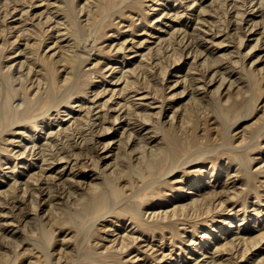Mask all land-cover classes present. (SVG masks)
I'll return each instance as SVG.
<instances>
[{
    "label": "rangeland",
    "instance_id": "obj_1",
    "mask_svg": "<svg viewBox=\"0 0 264 264\" xmlns=\"http://www.w3.org/2000/svg\"><path fill=\"white\" fill-rule=\"evenodd\" d=\"M74 53L83 57L76 73L66 59ZM68 69L71 103L0 130V255L9 264H264V0H0V110L20 111L49 73L63 85ZM129 79L140 88L124 86ZM129 108L137 115L126 117ZM106 111L119 119L102 123ZM154 141L179 150L166 174L144 168ZM30 182L37 203L35 189L21 198ZM108 182L119 195L98 217L88 196Z\"/></svg>",
    "mask_w": 264,
    "mask_h": 264
},
{
    "label": "bare ground",
    "instance_id": "obj_2",
    "mask_svg": "<svg viewBox=\"0 0 264 264\" xmlns=\"http://www.w3.org/2000/svg\"><path fill=\"white\" fill-rule=\"evenodd\" d=\"M67 1V0H66ZM124 1H126V0H124ZM253 1V0H252ZM126 3V2H125ZM78 21H80L79 19H77ZM100 20V18L98 19V21ZM81 22V21H80ZM96 22H97V20H96ZM79 23V22H78ZM77 23V24H78ZM82 24V23H81ZM79 25H80V23H79ZM96 25H94V27H95ZM91 29V27L89 28V30ZM83 30V29H82ZM59 31V30H58ZM61 31V30H60ZM84 31V30H83ZM80 32V31H79ZM85 32V31H84ZM92 32V31H91ZM81 33V32H80ZM83 33V32H82ZM96 33V32H95ZM64 34V33H63ZM85 34V33H84ZM91 34V33H90ZM66 35V34H65ZM85 36V35H84ZM184 36V38H185V36L186 35H183ZM182 36V37H183ZM194 37V36H193ZM196 37V36H195ZM194 37V38H195ZM87 38V37H86ZM198 38H200V37H198ZM77 39V38H76ZM189 39H191V37L189 38ZM184 40V39H183ZM192 40V39H191ZM195 40V39H194ZM193 40V41H194ZM198 40V39H197ZM242 41H243V39H241ZM181 42L183 43V41L181 40ZM190 43V40L189 41H187V43ZM199 42V41H198ZM198 42H196V43H198ZM75 43V42H74ZM195 43V44H196ZM199 44V43H198ZM200 44H201V42H200ZM188 45H190L191 46V43L190 44H188ZM70 46V45H69ZM71 47H73V46H71ZM77 47V46H76ZM194 47V46H193ZM196 47V46H195ZM194 47V48H195ZM85 48V47H84ZM199 48V47H198ZM198 48H196L198 51H199V49ZM67 50H70V49H67ZM66 50V51H67ZM75 50V49H74ZM85 50V49H84ZM84 50H80V52L81 51H84ZM87 50H88V48H87ZM197 50H195V51H197ZM71 51H73V50H71ZM70 51V52H71ZM75 52V51H74ZM201 52V51H200ZM83 54H85V53H83L82 52V56H83ZM198 54V53H197ZM81 55L79 56L77 53H74V54H71V55H66V59L68 60V62H70L71 64H72V69H73V71H74V73H76L77 71H78V69H77V66L79 65V64H81L80 62L82 61V60H80V58H83V57H81ZM201 55V54H200ZM64 57V56H63ZM64 59V58H63ZM63 61V60H62ZM67 61H65V63H66ZM35 63V62H34ZM34 63H31V64H33L34 65ZM64 63V62H63ZM30 64V65H31ZM29 65V66H30ZM61 65V64H60ZM23 66H24V64H23ZM46 66V65H45ZM151 66H153V65H151ZM26 67H27V65H26ZM36 67V66H35ZM33 68H34V66H33ZM32 68V66H30V72H31V70L33 69ZM66 68V67H65ZM64 68V69H65ZM81 68V67H80ZM150 68V67H149ZM28 69V68H27ZM67 70V69H66ZM151 70H152V67H151ZM227 70V69H226ZM18 71V70H17ZM19 71H22V69L21 70H19ZM35 71V70H34ZM37 71V70H36ZM68 71H70L69 69H68ZM216 71H218V70H216ZM230 71V70H229ZM53 72V71H52ZM71 72V71H70ZM132 72H135L134 70H132ZM24 73H26V72H23L22 73V75L24 74ZM37 73V72H36ZM69 73V72H68ZM73 72H71V76H66L65 77V79H64V83H63V85H56L55 84V82L53 81V78H51V75H50V73H49V76H47L45 79H46V81H45V83H46V88H45V90H44V92H42V91H40L37 95H36V97H34L33 99H26V100H24V101H22L21 102V105H23V109H21L20 111H18V110H15V109H13L12 107H11V105H8V106H5V105H3V107H1V109L2 110H0V130L2 129V127L3 126H5V125H7V127H8V124H9V126H13L14 125V123H19V122H22V121H25V120H29V119H32V120H35L36 119V114H34V115H32L35 111H38V110H43V109H47L48 111H50L49 109H51L52 107H59V105H61L62 103H64V102H72V100H71V98H72V95L74 94L73 92H72V88L74 87V85L70 82V81H72L73 80V74H72ZM130 73H131V71H130ZM129 73V74H130ZM136 73V72H135ZM145 73V72H144ZM34 74V73H33ZM67 74V73H66ZM138 74L140 75V73H139V71H138ZM214 74H215V72H214ZM15 76H16V74H14ZM26 75V74H25ZM35 75V74H34ZM133 75V74H132ZM142 75H143V73H142ZM145 75V74H144ZM143 75V76H144ZM2 76V75H1ZM0 76V77H1ZM128 76V75H127ZM131 76V75H130ZM137 76V75H136ZM136 76H134V78L135 79H137L136 78ZM145 76H147V74L145 75ZM19 77H21V75H19ZM38 77V76H37ZM75 77H76V75H75ZM75 77H74V79H75ZM131 77H133V76H131ZM138 77V76H137ZM226 77V76H225ZM16 78H17V76H16ZM25 78V77H24ZM72 78V79H71ZM129 78V77H128ZM223 79H225L224 78V76L222 77ZM0 79H2V77L0 78ZM20 79V78H19ZM127 79V78H126ZM130 79H133V78H130ZM130 79L129 80H124V82H127V83H124V86H125V84H127V85H131V86H129V87H131V88H133L134 86H136L137 87V85L139 84H137L136 85V81L135 80H131L130 81ZM197 79V78H196ZM36 80V79H35ZM40 80H41V78H40ZM195 80V79H194ZM32 81V80H31ZM75 81V80H74ZM129 81V82H128ZM210 81H211V79H210ZM33 82H34V80H33ZM42 82H43V80H42ZM61 82V81H60ZM73 82V81H72ZM14 83V82H13ZM39 83V82H38ZM133 83H134V86H133ZM44 83H42V85H43ZM204 84V83H203ZM202 84V85H203ZM222 84V83H221ZM38 85V84H37ZM41 85V84H40ZM201 85V86H202ZM205 85V84H204ZM4 86H6V85H4ZM204 87V86H203ZM121 88H124V87H121ZM125 88H127V86L125 87ZM137 88H140L139 86L137 87ZM120 89V88H119ZM130 89V88H129ZM128 89V90H129ZM121 90V89H120ZM126 90V89H125ZM125 90H123L124 92H125ZM138 91V90H137ZM5 92V91H4ZM123 92V93H124ZM120 94V93H119ZM127 94V93H126ZM147 94H148V92H147ZM146 94V95H147ZM121 95H122V93H121ZM128 95V94H127ZM146 95H143V96H146ZM131 96V95H130ZM129 96V97H130ZM1 97V96H0ZM27 97V96H26ZM121 97H123V96H121ZM141 97V96H140ZM139 97V98H140ZM21 98V97H20ZM74 98V97H73ZM123 98H125V97H123ZM135 99V98H134ZM22 100V99H21ZM76 100V99H75ZM122 100V99H121ZM121 100H120V104H121ZM125 100V99H124ZM77 101H78V99H77ZM16 102V101H15ZM70 102V103H71ZM14 103V102H13ZM12 103V104H13ZM118 103V104H119ZM131 104H133V103H131V100L129 101H127L126 102V100H125V103L124 104H122V106H127V108L131 105ZM69 106V105H68ZM132 106V105H131ZM134 106V105H133ZM149 106V105H148ZM135 107V106H134ZM133 107V108H134ZM68 108V107H67ZM88 108H90V106L88 107ZM125 108V107H124ZM115 109V108H114ZM117 109V108H116ZM119 109V108H118ZM123 109V108H122ZM126 109V108H125ZM137 109V108H136ZM164 109V108H163ZM90 109H88V111H87V113L89 112H91V111H89ZM138 110V109H137ZM120 111V110H119ZM129 111H130V108H129ZM125 112L127 115H126V117L129 115V116H131V115H137L136 114V111H135V114H134V111L132 112V111H130V112ZM139 111H140V108H139ZM143 111V110H142ZM141 111V112H142ZM146 111V110H145ZM144 111V112H145ZM149 111H147V112H145V113H148ZM157 112V111H156ZM156 112H153V113H156ZM45 113V112H44ZM88 113V114H89ZM106 113H108L107 111H106ZM103 114L102 116H100L101 117V122L102 123H104V122H106V121H108L109 123H114V121H116V120H118L119 119V115H118V113H117V111H116V115L115 116H113L112 114L113 113H110V115H112L113 117H111L112 118V120L110 119V118H108V116H106L107 114ZM140 112H138V114H139ZM152 113V112H151ZM158 114V113H157ZM43 115V114H42ZM42 115H40V116H42ZM101 115V114H100ZM108 115H109V113H108ZM109 115V116H110ZM124 115V114H123ZM141 115V114H140ZM145 116L146 115V118L147 119H150L152 116H150V114H149V117H148V114H142L141 116H138L139 118L141 117L142 118V116ZM89 116H91V115H89ZM104 116H106V117H104ZM122 116V115H121ZM125 116V115H124ZM123 116V117H124ZM43 117H44V115H43ZM60 117V116H59ZM99 117V118H100ZM174 117H175V115H174ZM41 118V117H40ZM46 118V117H45ZM131 118V117H130ZM136 118V117H135ZM140 118V119H141ZM145 117H143L142 119H144ZM127 119H129V118H127ZM134 119V118H133ZM77 120V119H76ZM92 120V119H91ZM137 120V119H136ZM130 121V120H129ZM138 122H139V120H137ZM144 121V120H143ZM146 121V120H145ZM35 122H36V120H35ZM77 122V121H76ZM80 122V121H79ZM90 122H94V120L93 121H90ZM100 122V123H101ZM128 122V121H127ZM127 122H125V123H127ZM131 122V121H130ZM134 122V121H133ZM85 123V122H84ZM95 123V122H94ZM129 123V122H128ZM77 124H78V122H77ZM80 124H83V123H79V125ZM88 124H89V122H88ZM124 124V123H123ZM133 124V123H132ZM142 124V123H141ZM141 124H139V125H141ZM29 125V124H28ZM41 125V124H40ZM44 125V124H43ZM42 125V126H43ZM92 125V124H91ZM95 125H96V123H95ZM111 125V124H110ZM134 125V124H133ZM147 125V124H146ZM109 126V125H108ZM107 126V127H108ZM112 126V125H111ZM114 126V125H113ZM128 126H130V125H128ZM128 126H126L127 127V129H129L128 128ZM143 126H145V125H143ZM142 126V127H143ZM148 126V125H147ZM77 127V126H76ZM83 127V126H82ZM93 127V126H92ZM103 127V126H102ZM137 127H139V126H137ZM136 127V128H137ZM9 128V127H8ZM71 128V127H70ZM79 128V127H78ZM77 128V129H78ZM81 128V127H80ZM104 128V127H103ZM108 128H110V129H112L111 127H108ZM140 128H141V126H140ZM148 128V127H147ZM12 129V128H11ZM34 129H36V130H39V129H41V127L39 126V125H36L35 126V128ZM109 129V130H110ZM135 129V128H134ZM143 129V128H142ZM148 129H150V127L148 128ZM3 130V129H2ZM36 130H35V132H36ZM69 130V129H68ZM79 130V129H78ZM81 130V129H80ZM79 130V131H80ZM108 130V129H107ZM141 130V129H140ZM103 131H105L104 129H103ZM133 131H135V130H131L130 131V133H129V138L132 136V133H133ZM136 131H137V129H136ZM21 132V131H20ZM60 132V131H59ZM78 132V131H77ZM82 132V131H81ZM101 132V131H100ZM123 132H124V130L122 131V134H123ZM79 133V132H78ZM126 133V132H125ZM127 133H128V131H127ZM136 133V132H135ZM134 133V134H135ZM152 133V132H151ZM1 134V133H0ZM57 134H58V132H57ZM73 134V132L70 134V136ZM141 134V133H140ZM139 134V135H140ZM150 134V133H149ZM149 134H148V136H149ZM61 135H62V133H61ZM69 135V134H68ZM78 135V134H77ZM128 135V134H127ZM138 135V136H139ZM142 135V134H141ZM155 135V134H154ZM224 135V134H223ZM66 137H67V132H66V135H65ZM64 136V137H65ZM69 136V137H70ZM147 136V135H146ZM84 137V136H83ZM87 137H90V135L89 136H87ZM86 137V138H87ZM93 137V136H92ZM133 137V139H134V136H132ZM140 137V136H139ZM150 137V136H149ZM153 137V136H152ZM60 138V137H59ZM59 138H57V139H59ZM97 138V137H96ZM128 137H127V142H129L128 141V139H129ZM142 138V140H143V138H144V136H142L141 137ZM154 138H155V136H154ZM62 139V138H61ZM70 139V138H69ZM83 139V138H82ZM89 139V138H88ZM90 139H92L91 137H90ZM125 140H126V138H124ZM131 139V138H130ZM140 139V138H139ZM151 139V137L149 138V140ZM165 139V138H164ZM221 139H223V138H221ZM65 140V139H64ZM85 140V139H84ZM142 140H140V141H142ZM144 140H146V139H144ZM60 141V140H59ZM73 141V140H72ZM94 141H95V139H94ZM93 141V142H94ZM98 141V140H97ZM140 141H138L139 143H140ZM158 141H159V144H160V140L158 139ZM56 142H57V140H56ZM75 142H76V140H75ZM79 142V141H78ZM84 143H85V141H83ZM89 142H91V141H89ZM123 142V141H122ZM127 142H126V144H127ZM147 142H149L148 140H147ZM74 143V142H73ZM72 143V144H73ZM80 143V142H79ZM86 143H87V145H88V140L86 141ZM121 143V142H120ZM143 143V142H142ZM141 143V144H142ZM144 143H145V141H144ZM143 143V144H144ZM154 143H157V142H155L154 141ZM153 143V144H154ZM54 144H55V142H54ZM67 144H69V143H67ZM82 144V146H83V143H81ZM96 144V143H95ZM106 144V143H105ZM108 144V143H107ZM110 144V143H109ZM125 143H123L122 144V146L124 145ZM129 144H130V142H129ZM136 144V143H135ZM140 144V147L142 146L143 147V145H141ZM147 144V143H146ZM146 144H144L145 146H146ZM153 144H151V145H153ZM158 143L156 144V145H158V147L156 148V150L155 149H153V150H155V153H151L150 155H153V156H155L154 158H152V157H149L148 159H147V161H146V163L144 164V168L145 169H148V170H152V169H156L157 168V170H156V172H161L162 174L164 173V174H166L167 172H169L172 168L171 167H174V166H178V163H179V160H181V158L179 157V153H178V151L179 150H177V149H171V150H169V148L167 147V146H163V145H159ZM58 145V144H57ZM64 145V144H63ZM70 145V144H69ZM77 145H78V143H77ZM86 145V146H87ZM120 145V144H119ZM51 146H53V144L51 145ZM50 146V147H51ZM61 146H62V144H61ZM67 146V145H66ZM108 146V145H107ZM118 146V145H117ZM116 146V147H117ZM121 146V145H120ZM119 146V147H120ZM128 146V145H127ZM126 146V147H127ZM136 147L138 146V144L137 145H135ZM134 146V151H135V149H136V147ZM155 146V145H154ZM154 146H149V148L148 149H151V152L153 151L152 150V148H155ZM44 147V146H43ZM49 147V146H48ZM47 147V148H48ZM54 147V146H53ZM53 147H51V148H53ZM60 147V146H59ZM70 147V146H69ZM71 147H72V145H71ZM88 147V146H87ZM89 147H91V144H90V146ZM118 147V148H119ZM129 147V146H128ZM147 147V146H146ZM151 147V148H150ZM61 148V147H60ZM64 148V147H63ZM62 148V149H63ZM67 148H68V146H67ZM72 148H75L74 146L72 147ZM71 148V149H72ZM80 148H82L81 146H80ZM79 148V151L81 150ZM83 148H85V147H83ZM93 147H91V149H92ZM122 148V147H121ZM124 148V147H123ZM44 149V148H43ZM42 149V150H43ZM61 149V150H62ZM70 148H69V150H71ZM90 149V148H89ZM142 149V148H141ZM41 149H40V151H42ZM46 150H48V149H46ZM45 149L43 150V151H46ZM50 150V149H49ZM56 150L58 151V149H57V147H56ZM114 150V149H113ZM119 150H121V149H119ZM118 149H117V151H119ZM124 150V149H123ZM139 150H140V148H139ZM143 151H146L145 150V148H143L142 149ZM231 150V149H230ZM64 151H66L65 149H64ZM85 151H87V149L85 150ZM129 151V150H128ZM142 151V153L143 154H141L142 156H140V157H142L143 158V156H144V153L145 152H143ZM241 151V150H240ZM23 152V151H22ZM49 152H51V150L49 151ZM69 151L67 150V153H68ZM72 152V151H71ZM70 152V153H71ZM76 151H73V154L75 153ZM81 152V151H80ZM79 152V153H80ZM82 152H84V151H82ZM89 152V151H88ZM120 152V151H119ZM148 152V151H147ZM147 152H146V154H147ZM154 152V151H153ZM47 153H48V151H47ZM57 153V152H56ZM59 153H60V150H59ZM62 153V152H61ZM77 154H78V151L76 152ZM121 153H123L122 151H121ZM24 154V153H23ZM22 154V155H23ZM38 154V153H37ZM58 154V153H57ZM65 154V153H64ZM64 154H62V155H58V157L59 158H63V157H65V155ZM76 154V157L77 158H80V157H78L79 155H77ZM82 154V153H81ZM145 154V155H146ZM149 154V153H148ZM147 154V155H148ZM31 155V154H30ZM55 155V154H54ZM68 155V154H67ZM66 155V156H67ZM70 155V154H69ZM120 155H122V154H120ZM124 155V154H123ZM122 155V156H123ZM43 156H46V153H43ZM235 156V155H234ZM48 157V156H47ZM57 157V158H58ZM68 157V156H67ZM67 157H65L64 159H66ZM70 157V156H69ZM139 157V158H140ZM184 157H186V156H184ZM240 157L242 158V155L240 154ZM44 158V157H43ZM76 158V159H77ZM124 158V157H123ZM127 158H129V157H127ZM176 158V159H175ZM237 158V157H236ZM46 159V157L43 159V161ZM53 159V158H52ZM68 159V158H67ZM75 159V160H76ZM49 160V159H48ZM61 160V159H60ZM140 160V159H139ZM190 160V159H189ZM239 160V159H238ZM17 162V161H16ZM32 162V161H31ZM44 162H46V160L44 161ZM48 162V161H47ZM118 162H120V161H118ZM122 162V161H121ZM125 162V161H124ZM124 162H122V164L124 163ZM140 162H143V161H140ZM41 163V162H40ZM135 163V162H134ZM137 163V162H136ZM139 163V162H138ZM240 163V162H239ZM21 164V163H20ZM30 164V163H29ZM67 164V163H66ZM118 164H121V163H118ZM241 164V166H242V163H240ZM73 165V164H72ZM124 165V164H123ZM23 166V165H22ZM49 166V165H48ZM122 166V165H121ZM127 165H125V167H126ZM244 166V165H243ZM21 167V166H20ZM125 167H124V169H125ZM44 168V167H43ZM72 168V167H71ZM71 168H69L70 170H71ZM213 168V167H212ZM245 168V167H244ZM19 169V168H18ZM41 169V168H40ZM73 169V168H72ZM123 169V170H124ZM243 169V168H242ZM241 169V170H242ZM122 170V171H123ZM202 170V169H201ZM244 170V169H243ZM19 171V170H18ZM46 171V170H45ZM44 171V172H45ZM134 173H138V174H140L141 172L138 170V168H134L133 170H132ZM214 171V170H213ZM216 171V170H215ZM114 172V171H113ZM116 172V171H115ZM120 172V171H119ZM132 172V173H133ZM121 173V172H120ZM35 174V173H34ZM39 175V174H38ZM213 175H214V172H213ZM212 175V176H213ZM11 176V175H10ZM37 175H35V177H36ZM35 177H33V178H35ZM47 177V176H46ZM69 177V176H68ZM32 178V177H31ZM31 178H30V180H31ZM48 178H50V176L48 177ZM65 178V177H64ZM70 178V177H69ZM68 178V179H69ZM17 179V178H16ZM67 179V178H66ZM67 179V180H68ZM71 179V178H70ZM103 179H104V177H103ZM36 178H35V180H33V181H35L36 182ZM64 180V179H63ZM27 181H29V179L27 180ZM50 181V180H49ZM51 181H53V180H51ZM69 181H71V180H69ZM155 181V180H154ZM35 182L34 183H31L30 182V185L29 184H27L28 185V187L27 188H22L24 191L21 193V194H24L25 192H28L30 189H32V191H33V189H35V191L32 193V195H31V197H28L29 199L31 198L32 199V202H36V200L38 199H36L35 200V198L37 197H35V194H37V193H35V192H38V189H36V185H35ZM66 182V181H65ZM26 183V182H25ZM76 183V182H75ZM12 184V183H11ZM14 184V183H13ZM15 184H16V181H15ZM99 184V183H98ZM17 185V184H16ZM26 185V184H25ZM24 185V186H25ZM51 185V184H50ZM58 185V184H57ZM56 185V186H57ZM63 185V184H62ZM69 185V184H68ZM94 185V184H93ZM97 185V183L95 184V186ZM99 185H101V184H99ZM98 185V186H99ZM10 186H14V185H10ZM43 186V185H42ZM52 186V185H51ZM51 186L49 187L50 189H51ZM70 186V185H69ZM68 186V187H69ZM95 186H94V189H92V193H90L89 194V196H88V202L89 203H92V204H94V205H98V206H100L102 209H103V211H102V213H100V216H98V217H104V215H106V214H108L110 211H111V209H112V207H113V200H112V198H113V196H118L119 195V190H118V188L112 183V182H108V184H106V187H104L103 189H101V190H97V188H95ZM40 187V186H39ZM72 187H73V182H72ZM91 186H89V188H90ZM93 187V186H92ZM91 187V188H92ZM97 187V186H96ZM14 188V187H13ZM16 188V187H15ZM19 188V187H18ZM58 188V187H57ZM190 188V187H189ZM193 188V186H191V189ZM10 189H12V188H10ZM41 189H43V188H41ZM55 189V188H54ZM138 189V188H137ZM13 190V189H12ZM56 190V189H55ZM59 190V189H58ZM60 190H63V189H60ZM59 190V191H60ZM74 190V189H73ZM188 190V189H187ZM1 191V190H0ZM7 191L8 192H10L9 191V189H7ZM16 191V190H15ZM18 191V190H17ZM16 191V194H15V192L13 193V194H11V197L12 198H15L16 199V197L20 194L19 192H17ZM40 191V190H39ZM42 191V190H41ZM57 191V190H56ZM72 191V190H71ZM70 191V192H71ZM134 191V190H133ZM136 191V190H135ZM4 192H6V191H4ZM8 192H6V193H8ZM30 192H31V190H30ZM50 192H52V190L50 191ZM49 191H48V197L50 196V200H53L54 198H53V196H55V195H52V193H50ZM188 192H193L192 190L191 191H188ZM1 193V192H0ZM3 193V192H2ZM1 193V194H2ZM5 193V194H6ZM56 193V192H55ZM54 193V191H53V194H55ZM59 193V192H58ZM85 193V192H84ZM131 193V192H130ZM9 194V193H8ZM27 194H30V193H27ZM57 194V193H56ZM62 195H63V192L61 193ZM26 194H24V196L23 197H21V198H24V197H26L25 196ZM70 195V194H69ZM1 196H3V195H1ZM7 196V195H6ZM10 196V195H9ZM9 196H7V197H9ZM22 196V195H21ZM38 196H39V193H38ZM81 196V195H80ZM83 196H85V194L84 195H82V197ZM127 196V195H126ZM66 197V196H65ZM67 197H69L68 195H67ZM19 198V197H18ZM64 198V197H63ZM78 198V197H77ZM81 198V197H80ZM2 199V198H1ZM9 199V198H8ZM60 199V198H59ZM58 199V200H59ZM115 199V198H114ZM125 199V198H124ZM12 200H14V199H12ZM17 200V199H16ZM61 200V199H60ZM79 199H77V201H78ZM81 200H82V198H81ZM81 200L80 201H78L77 202V205H80L79 204V202H81ZM208 200V199H207ZM15 201V200H14ZM20 201H21V203H22V199H20ZM54 201V200H53ZM57 201V200H56ZM63 201V200H62ZM68 201V200H67ZM198 201H200V200H198ZM203 201V200H202ZM202 201H200L199 202V204L202 202ZM18 202V201H17ZM55 202V201H54ZM61 202V201H60ZM59 202V203H60ZM191 202H193V199H192V201ZM190 202V203H191ZM196 202V201H195ZM25 203V202H24ZM37 203V202H36ZM36 203H33V205L34 204H36ZM51 203H53L52 201H51ZM64 203V202H63ZM20 204V203H19ZM39 204V203H38ZM53 205V204H52ZM60 205H61V203H60ZM63 205V204H62ZM193 205L195 206V204L193 203ZM34 206H36V205H34ZM53 206H55V205H53ZM52 206V210H54L53 208H55V207H53ZM207 206H208V204H207ZM37 207V206H36ZM35 207V208H36ZM197 207V206H196ZM23 208V207H22ZM60 208V209H59ZM57 210H61V208L62 207H59ZM65 208V207H64ZM63 208V209H64ZM37 209V208H36ZM195 209V208H194ZM51 210V211H52ZM64 210H66V209H64ZM64 210H61L62 212L64 211ZM50 211V210H49ZM77 211V210H76ZM56 212V211H55ZM58 212H60V211H58ZM51 213V212H50ZM65 212H63L61 215L62 216H64L63 214H64ZM55 214L56 213H53L52 215H53V217L55 216ZM58 214V213H57ZM59 214V215H60ZM116 214V213H115ZM165 214V213H164ZM59 215H56V216H59ZM162 215V214H161ZM49 216H51V214L49 215ZM54 217V218H56V219H58L57 217ZM113 216V215H112ZM111 216V217H112ZM118 216V215H117ZM109 217V216H108ZM75 219V218H74ZM107 219V218H106ZM129 219V218H128ZM47 220V219H46ZM50 220V219H49ZM136 220V219H135ZM45 221V220H44ZM75 221V220H74ZM98 221V220H97ZM116 221H118V219L116 220ZM157 221V220H156ZM45 222H47V221H45ZM58 222V221H57ZM92 222V221H91ZM122 222V221H121ZM161 222H163V221H160V223ZM232 222V221H231ZM148 223V222H147ZM51 224V223H50ZM49 224V225H50ZM53 224V223H52ZM93 224H95V221H94V223ZM171 223H170V221L169 220H167V222H166V224H165V226H169ZM39 225H40V222H39ZM38 225V226H39ZM89 225V224H88ZM91 225V224H90ZM150 225V224H149ZM41 226V225H40ZM131 228H133V226H131ZM39 231H41V229L39 230ZM83 231V230H82ZM133 231H135V230H133ZM42 232L44 233V235L45 236H47L48 237V235H50V233L48 232V229H46V228H44V227H42ZM40 235H42V233L40 234ZM132 235H134V234H132ZM131 235V236H132ZM162 235H163V233H162ZM127 237H128V235H126ZM130 235H129V238L131 237ZM50 237V236H49ZM138 237V236H137ZM204 237V236H203ZM41 238V237H40ZM34 239V238H33ZM123 239V238H122ZM126 239V238H125ZM124 239V240H125ZM132 239H135L134 238V236H133V238ZM163 239V238H162ZM129 241H130V239H128ZM42 243H43V241L42 240H40ZM120 241V240H119ZM122 241V240H121ZM126 241V240H125ZM128 241V242H129ZM134 241V240H133ZM122 243L123 242H121V244L120 245H122ZM127 243V242H126ZM45 246H47L46 245V243L44 244ZM122 246H124V245H122ZM234 246V245H233ZM236 246V245H235ZM227 249V248H226ZM8 250V249H7ZM9 251V250H8ZM125 252V251H124ZM2 253V252H1ZM2 254H4V253H2ZM10 255H11V253H9ZM5 255V254H4ZM7 255H8V253H6V257H7ZM245 255V254H244ZM1 257H0V264H9L10 262H9V260H7L6 258H4L2 255H0ZM12 256H14V255H12ZM79 257V256H78ZM77 257V258H78ZM227 260V259H226ZM57 261V260H56ZM226 262V261H225ZM52 263V262H51ZM77 263V262H76Z\"/></svg>",
    "mask_w": 264,
    "mask_h": 264
}]
</instances>
